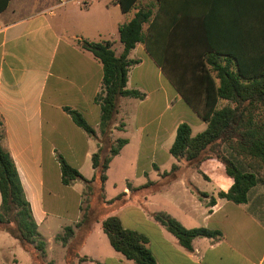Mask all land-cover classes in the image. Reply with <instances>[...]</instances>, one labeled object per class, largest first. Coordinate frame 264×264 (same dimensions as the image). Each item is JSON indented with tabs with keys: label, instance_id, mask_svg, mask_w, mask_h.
I'll return each instance as SVG.
<instances>
[{
	"label": "crops",
	"instance_id": "crops-1",
	"mask_svg": "<svg viewBox=\"0 0 264 264\" xmlns=\"http://www.w3.org/2000/svg\"><path fill=\"white\" fill-rule=\"evenodd\" d=\"M204 1L162 0L171 6L167 19L174 13L173 6H186L185 14L180 17L184 25L180 26L179 35L173 33V36L180 39L181 47L192 44L188 39L196 33L208 36L217 48H234L237 45L234 28H228L225 33L212 24L208 27L209 33L198 28L210 16ZM160 3V0H139L136 8L124 12L119 0H0L1 141L16 166L38 232H42L40 235L47 242L45 263L56 264L55 243L59 242L66 250L65 264L69 249L88 258L86 262L76 260L74 264H135L107 246L109 240L100 222L115 216L125 229L147 237L148 247L158 264H264V185L252 191L251 196L257 193L256 197L250 196V202L245 205L218 198L220 192L230 189L233 180L216 159L203 161L199 168L212 185L211 191L200 190L194 176L187 181L180 177L175 181L171 177L163 178V164L169 162L181 167L183 163L173 160L170 148L179 125L187 122L180 114L167 116L169 105L172 103L182 112L192 113L194 123L201 128L206 124L180 96L143 44H138L131 53V58L135 54L141 63L130 70L128 89L138 90L146 97L142 101L120 99L112 133L100 145L109 147L119 139L128 141L112 159L104 185L107 202L118 196H123V201L101 213L90 207L91 231L85 234L75 230L76 238L67 246L57 240L67 227L74 228L81 219L85 189L81 182L71 186L62 184L58 156L91 180L95 175L92 157L99 149L97 139L77 127L64 108L81 113L95 129L97 138H102L101 108L95 98L102 87L103 66L81 48L80 42H110L120 55L123 45L119 41V28L133 20L139 10L150 8L156 13ZM221 18L230 19V16L215 15V19ZM192 22L201 23L192 26ZM244 33L247 38L262 37L263 30L248 26ZM244 46L252 47L250 42ZM147 63L156 69L157 87H147L143 71L139 72L137 82L132 81L134 73ZM151 170L169 179L165 193L163 186L136 190L152 182ZM178 184L182 190L179 196L167 200L163 194L174 191ZM110 186L114 188V195L108 196ZM98 188L99 183L92 185L93 190ZM195 190L209 197L200 199ZM212 198L216 203L210 206ZM1 206L0 193V209ZM98 206L105 208L110 204L100 200ZM157 213L171 216L186 229L195 228L190 226L195 224L197 228L220 231L222 237L196 239L189 251L156 222ZM0 264L37 263L18 239L0 231Z\"/></svg>",
	"mask_w": 264,
	"mask_h": 264
},
{
	"label": "trees",
	"instance_id": "trees-1",
	"mask_svg": "<svg viewBox=\"0 0 264 264\" xmlns=\"http://www.w3.org/2000/svg\"><path fill=\"white\" fill-rule=\"evenodd\" d=\"M138 1L128 0V3H125L119 0L124 12L136 8ZM160 2L156 13L150 8L139 10L133 20L119 28V41L123 45L120 55L116 54L110 42L94 43L86 40L80 42L81 48L90 52L103 66L102 87L95 98V103L101 108L102 138H97L95 129L87 123L81 113L68 107L64 108L77 127L97 139L99 149L92 157L95 175L91 180H87L78 170L58 156L62 184L71 186L81 182L85 188L92 189L94 183H99L101 201L110 205L123 201V196H118L107 202L104 198V185L108 179L107 171L112 159L120 153L128 141L119 139L109 147L100 145L112 133L120 99L134 98L142 101L146 97L138 90L128 89L129 72L141 63L139 59L131 58V53L138 44H143L180 96L206 124V129L196 136L193 135V129L188 123L180 124L170 148L171 156L197 171L203 161L218 160L224 166L226 175L233 180L230 189L227 192H220L218 198L236 205L248 204L252 191L258 185H264V176L259 177V170L264 169V120L259 115L260 112H264V0L204 1L206 4L204 7H208L210 16H207L206 21L202 20V27L198 28L204 33H209L207 30L211 24L218 26L219 32L224 33L228 28H234L237 32L235 36L237 47L230 50L217 48L208 36L196 33L188 39L192 44L181 47L180 39L174 37L173 33L179 35L180 26L184 25L180 17L185 14L183 12L186 6H173L174 13L167 19L171 6L164 4L162 0ZM216 14L230 16V19L217 20ZM201 22H192L190 25L200 26L198 24ZM248 26L261 27L262 37L260 35L245 37L244 29ZM222 40L221 38L220 41ZM245 42H250L252 47H243ZM221 102H226L227 105L220 108ZM2 128L3 123L0 119L2 196L0 231L18 239L37 264H45L47 242L38 232L16 166L10 154L2 146ZM223 145H227L235 156L251 161L247 164L250 170L244 169L236 159L221 151L216 153V150ZM179 169V165H173L172 171L165 172L163 178L171 177L172 181H175L177 176L174 172ZM128 187L132 189L130 185ZM151 187L155 188V184L148 182L136 190ZM195 192L200 199L209 197L207 193L198 190ZM215 203V198H212L208 205L213 206ZM81 212V219L74 228L67 227L64 235L57 237L64 246L75 240L76 231H84L85 234L91 231L90 204L88 203L87 208L81 207ZM154 219L189 251H192L196 239L217 240L222 237L220 231L206 228L186 229L165 213L155 214ZM100 223L112 248L128 261L135 264H158L148 247L146 236L125 229L121 220L115 216L103 219ZM76 260L86 262L88 258L80 257L78 251L69 249L67 264H74Z\"/></svg>",
	"mask_w": 264,
	"mask_h": 264
},
{
	"label": "rangeland",
	"instance_id": "rangeland-1",
	"mask_svg": "<svg viewBox=\"0 0 264 264\" xmlns=\"http://www.w3.org/2000/svg\"><path fill=\"white\" fill-rule=\"evenodd\" d=\"M145 28L147 29V26ZM137 54L140 55L139 53H137ZM132 56L135 58V54ZM154 70H155V73H154ZM140 71L144 72V75H145L144 77L146 78L144 80H145V84L147 85V87H149V88L157 87L156 85H158L159 83H158V81H156L157 80L156 69L154 67H150L148 65V63H147V65H144L143 68H141L138 72L134 73L135 75H134V79H132V81L137 82V80H139V76H140L139 72ZM226 105H227L226 102H221L220 108L224 107ZM162 109H163V106H162L161 110ZM166 114H167V116H170V115L179 116V114L182 115L186 119V121H187L186 123H188L192 127L194 136L203 132L206 129V126L201 128L200 126H198L197 124L194 123L193 119L195 117L193 116L192 113L182 112L178 107H176L172 103L169 105V108L166 111ZM259 115H260L261 119L264 120V112H260ZM62 126L65 127L66 125L62 124ZM218 151H221L223 154H225V155H227L233 159H236L239 162V164L242 165V167L244 169L248 168V170H250L249 167H247L248 166L247 164L251 163V161H247L246 159H244L242 157L235 156L234 154H232V151L230 150V148L227 145H223L221 148H218L216 150V153ZM173 160H175V159L173 158ZM180 165H181L180 169L177 172H174V174L177 177H180L181 179L187 181L188 179H191L194 176V183L200 190H202V191H211L212 190V185L209 184L207 182V180L202 176L203 174L200 173L201 171H195L194 169H192V167H190L186 163H181ZM172 166H173V164H171L169 162L166 164H163L162 165V173H164V172L170 173L172 171ZM259 172H260L259 177L264 176V169L259 170ZM150 175H151V181H152V183L155 184V186H157V187L163 186L162 189L167 187L166 183L169 179H167V178L163 179V178L159 177L157 175V172L154 170H151ZM260 185H263V184H260ZM61 188H65V187H61ZM110 188L111 189L110 190L108 189V192H107L108 196L114 195V188L112 186H110ZM175 188L176 189L174 191L167 193L166 195L163 194V196H167V200L174 199L175 196H179V193L182 191L180 184H178ZM165 192H166V190L164 189V193ZM70 194H72V193H70ZM256 194L257 193L252 194L251 197L255 198ZM70 196L72 199L73 195H70ZM100 200H101V192L99 191V189L92 190V189L86 187L84 189V194L82 196V208H87L88 203H89L90 207L96 208L95 209L96 213H98V212L101 213V212L107 211L108 209H110L113 206V204H112L109 207H105V208L100 207V206H98L100 203ZM161 201H162V199H160V202ZM118 203L119 202L117 201V203H115V204H118ZM71 204H72V200H71ZM161 204H167V203L162 202ZM190 226L195 227L193 229H198L195 224H190ZM40 234L43 235L42 232H40ZM107 244H108L107 245L108 248L111 249V245L109 244L108 241H107ZM54 255H55L54 259L56 260V264H65L64 259H65V255H66V250L63 249L62 245L59 242L55 243ZM26 256L29 260H31L30 255L26 254ZM45 264H50V263H45Z\"/></svg>",
	"mask_w": 264,
	"mask_h": 264
}]
</instances>
